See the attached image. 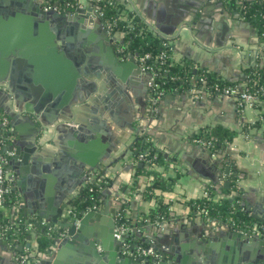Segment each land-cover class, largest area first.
I'll use <instances>...</instances> for the list:
<instances>
[{
	"label": "crops",
	"instance_id": "0c3cea01",
	"mask_svg": "<svg viewBox=\"0 0 264 264\" xmlns=\"http://www.w3.org/2000/svg\"><path fill=\"white\" fill-rule=\"evenodd\" d=\"M114 2L122 8V20L138 18L148 34L171 46L173 62H191L194 73L205 70L229 86L244 89V72L248 65L252 61L264 64V45L257 43L255 29L237 16V10L220 3L221 0ZM81 5L71 11H60L73 12ZM67 25L73 27L74 35L81 30L87 35H97L93 29L95 24L83 15L71 19ZM108 35L124 41L122 32ZM66 36L72 35L66 31ZM102 43L92 41L88 45L93 58L85 62L84 78L78 81L72 99L58 116L47 110L36 111L31 104L33 96L20 93V76L10 81L9 75L0 71V113L7 117L10 133L0 149L4 152L8 141H13L18 142L20 152L33 153L26 164L20 157L14 161L9 158L13 147L12 151L2 154L7 158V177L17 198L16 206L61 207L82 190L83 181L91 170L89 164L99 168L94 171L110 165L106 170L113 186L102 196L107 201L108 195H112L108 200L109 209L117 208L113 200L116 196L126 198L128 203L133 198L131 205L135 211L160 217L164 231L182 234V242L191 245L193 254L201 252L198 254L200 263L228 264L233 255L230 248L233 240L227 238V233L240 229L230 225L227 219L193 211L192 204L211 190L217 201L228 199L232 204L243 205L250 216L254 215L250 228L264 225V103L241 106L236 96L227 97L197 85L187 89L197 102L191 103L186 96L184 100L180 97L161 99L154 113L146 116L144 132L149 133L150 141L171 160L159 155L155 167L148 168L133 155L138 148L135 127L139 114L134 104L128 105L123 92L124 83L131 82L136 88V97L141 99L146 91L143 75L133 74L131 81L128 78L121 81L122 72H117V65L106 57L114 46ZM257 49L259 53L254 60L253 51ZM130 54L126 61L136 55ZM23 64L17 70H22ZM127 92L135 98L131 90ZM218 94L221 96L216 98ZM204 127L228 129L235 137L209 156L195 146L199 143L193 140L186 143L187 136ZM35 156L41 158L39 163L34 162ZM72 160L85 167V175ZM55 179L69 183L67 192ZM230 180L234 185H230V190L225 189V181ZM9 213L8 208H2L0 216L8 217ZM29 217L37 218V215ZM93 225L91 221L86 222L82 232L87 233ZM208 229L213 230L209 236ZM251 235L264 240L256 232L251 231ZM28 242L34 248V234ZM200 244L205 245L204 250H198ZM46 250L39 253L36 260L53 264L54 252ZM0 251L3 252L1 246ZM71 258L68 254L59 264H80L73 263Z\"/></svg>",
	"mask_w": 264,
	"mask_h": 264
},
{
	"label": "water",
	"instance_id": "95a60500",
	"mask_svg": "<svg viewBox=\"0 0 264 264\" xmlns=\"http://www.w3.org/2000/svg\"><path fill=\"white\" fill-rule=\"evenodd\" d=\"M220 3L223 4V1ZM96 8L98 6L85 3L73 12L66 13L60 10L46 9L43 0H0V71L8 74L10 81L17 75L20 76V93L27 97L33 96L31 104L36 111L47 110L57 116L62 114L73 97L78 81L84 78L87 70V67L84 66L85 62H90L93 58V51L88 46L92 41H97L99 45H102V42H107L111 47L114 46L106 57L109 62L117 65V72H122L121 81L125 82L127 78L131 81L133 74L140 77L143 75L145 90H148L151 74H144L138 68L135 57H131L127 61L118 59V54L114 49V39L107 34V30L94 12ZM236 14L241 17L238 12ZM81 15L95 24L93 29L97 31V35H87L84 30L73 34V27L67 24L71 19ZM66 31H69L72 36H66ZM257 43H259L258 40ZM22 64L25 67L20 68L22 70H17V67ZM123 88H125L123 92L128 104L137 105L139 102L136 97V88L127 81ZM127 90H131L135 98H131ZM146 91L145 96H147ZM193 95L191 90L166 93L158 101L149 102V109L136 110L139 114V122L135 127L137 135L135 143H139V152L145 145L151 146L152 152H161L148 138L149 133L144 132L145 118L148 114L154 113L158 102L169 97H180L184 100L186 96L193 103L196 101L193 100ZM222 95L232 97L229 94L222 93ZM220 96L221 94H218L216 98ZM19 98L22 99L21 96ZM197 132H192L190 136H187L186 143H191ZM9 134L7 131L6 134L0 136V148L2 147L1 140L6 141ZM8 142V148L4 152L12 151L13 147V155L9 158L14 161L20 157L21 162L26 164L33 153L25 150L20 152L18 142ZM195 146L209 156L214 151L203 148L199 144ZM138 151H134L133 155L136 156ZM4 152L0 149L1 154ZM33 159L35 163H39L41 160L38 156ZM166 159L167 161L171 160L167 157ZM72 161L81 170V174L85 175V167L81 164L78 165L75 160ZM89 165L91 170L87 173L83 183L84 186L97 183V188L100 191L98 208L75 213L79 217L78 223H75L72 214L74 212L69 207L71 199L58 208L48 205L46 208L40 209L38 207L29 208L27 204L17 207L15 203L17 198L15 197L14 204L8 208L9 218L17 231H20V228L17 227L21 221L18 217L23 219L24 228L21 232H25L26 242L19 236L14 239V242L5 241L2 238L0 246L3 252L0 251V264H43L36 260V256L46 249H48L47 253L54 252L55 261L53 264H59L62 258H66L68 254L72 257L70 260L73 263L80 264H94L96 261L99 264H202L198 261V254L201 252L193 254L191 245L182 242V234L171 233L169 230L164 231L165 226L160 221L161 218L153 217L150 212L139 214L135 211L131 205L133 198L128 203L126 198L121 199L115 195L116 198L113 200L116 201L117 208L109 209L108 200L112 195H108L107 201L102 196L107 195L106 190L113 186L106 170L110 165L98 171H94L99 169L98 167L94 168L92 164ZM155 165L151 164V167L154 168ZM226 168L228 169V167ZM89 178H91L90 183L87 184L86 181ZM57 182L64 192H67L69 183H64L61 180H57ZM224 184L225 189H229L230 183L225 181ZM152 185H150L151 188H153ZM155 210L158 212L159 208ZM33 214H36L37 218L29 217ZM251 216L254 217L252 214ZM88 221L94 225L84 234L83 226ZM121 227H125L126 230L118 237ZM227 228L230 230V226ZM39 229L41 232L44 229L48 230L50 236L47 238L46 246H41L38 242ZM208 230L209 236L213 230ZM255 230L256 228L251 230L244 227L237 231H228L227 238L233 240L230 247L233 255L228 264H264V251L261 250L264 248V240L251 235V231ZM32 234L36 239L34 248L28 242ZM125 247L131 251L151 248L159 253V258H150V256L142 254L128 255L124 251ZM204 249L205 245L200 244L198 250Z\"/></svg>",
	"mask_w": 264,
	"mask_h": 264
},
{
	"label": "trees",
	"instance_id": "16d2710c",
	"mask_svg": "<svg viewBox=\"0 0 264 264\" xmlns=\"http://www.w3.org/2000/svg\"><path fill=\"white\" fill-rule=\"evenodd\" d=\"M43 1L45 6L55 5L60 9H66L69 11L76 7L75 0ZM112 1L114 2L115 0ZM223 3L238 11L243 20L248 22L255 29L259 43L264 44V3L261 0H223ZM99 6L102 12V20L106 19L116 22V26H114L113 29L114 33H124V43L127 44L129 52L136 54L139 57L147 53L150 54L148 63L151 65L153 73L156 74V81L160 84L161 89L179 92L191 88L194 83H197L198 86H203L210 91L213 90L214 85L220 87L229 86L216 79L213 74L208 73L205 70H196V73H194L195 68L192 66L191 62H173L170 58L171 46L161 38L148 34L138 18L132 17L128 21L122 20L120 18V12L122 10L120 5H115L114 2L113 5L100 3ZM161 55H165L164 58L161 59ZM244 74V89L257 93L258 101L255 105L260 106L264 103V64L258 63L255 66L248 65ZM199 77L204 78V82L200 83L198 81ZM7 131L8 124H2L0 117V136L6 134ZM197 137L205 140V142L211 141L214 144L211 149L215 150L233 140L235 133L221 127H204L199 131ZM149 155V153L145 154V158H151ZM90 189L91 191L93 190V192H91ZM97 191V183H90L81 190L77 196L70 200L69 207L74 213H81L82 211L89 209V207L97 204ZM214 196L215 194L213 191L208 190L206 195L192 204L193 211L201 210L207 216L215 217L220 220L227 219L230 225L237 229H242L244 227L250 228V223L253 219L249 213L244 210L243 205L232 204L228 199H223V201L220 202L217 201ZM14 202L15 194L11 190L5 195L4 202L2 206H0V212L2 211V208L11 207ZM18 219H21L17 227L20 228V231L14 229L9 216H0V226H8V229L4 230L3 233L5 241L14 242V239L18 236L24 239L25 232H21L24 228V221L20 216ZM38 232V242L41 246H46L48 242L47 238L50 236L48 235V230L44 229L41 232V229H39Z\"/></svg>",
	"mask_w": 264,
	"mask_h": 264
},
{
	"label": "built area",
	"instance_id": "2783aa9c",
	"mask_svg": "<svg viewBox=\"0 0 264 264\" xmlns=\"http://www.w3.org/2000/svg\"><path fill=\"white\" fill-rule=\"evenodd\" d=\"M76 1V6H79L81 4H85V3H90L93 6H98V8L94 9V12L96 13V15L99 17V19L102 20V12L100 9L99 4L100 3H105L108 5H113V1L112 0H75ZM46 9H54V10H61L60 8H58L55 5L52 6H46ZM105 29L107 30L108 34H113L114 33V26H116V22L115 21H109V20H102ZM264 45V44H262ZM259 53V49L253 51L254 57L253 59L255 60V58L258 56ZM165 55H161L160 58H164ZM150 59V54H144L141 55L140 57H138V63L140 65L141 71L143 73H150V83L149 86L151 87L152 90V97L151 100L157 101V99H159L161 97V95L163 94V89L160 88V84L156 81V74L153 73L151 65L148 63V60ZM249 65H257L256 62L252 61ZM197 81V79H196ZM200 83L204 82V78L199 77L198 80ZM214 91L220 92V93H224V94H229L232 96H236L239 100V103L241 106L243 105H248V106H254L255 103L258 101V96L256 92H250L246 89H239L238 87H234V86H223L220 87L218 85H214L213 87ZM0 117H1V122L2 124H7L8 119L5 115L0 113ZM210 143H208L209 146ZM6 163H7V158L6 156L0 154V206H2L3 202H4V198L5 195H7L11 190V184L8 180L7 177V170H6ZM88 182V180L86 181ZM70 211V210H69ZM74 215L75 218V223H78L79 221V217L75 214L72 213ZM12 226V225H10ZM8 226H0V240L3 238V233L4 230H7ZM125 227H121L119 229V233H118V237L120 236V234L125 232ZM262 232V237L264 238V226L261 225V230ZM126 248V247H125ZM125 253H128L132 256H136V255H144V256H150L152 258H159V253L155 252L154 250H152L151 248L144 250V249H137L136 251H131L129 249H125L124 250Z\"/></svg>",
	"mask_w": 264,
	"mask_h": 264
},
{
	"label": "flooded vegetation",
	"instance_id": "af4514ba",
	"mask_svg": "<svg viewBox=\"0 0 264 264\" xmlns=\"http://www.w3.org/2000/svg\"><path fill=\"white\" fill-rule=\"evenodd\" d=\"M221 1H223V0H221ZM101 20V19H100ZM114 38V37H113ZM114 45H115V52H116V54H118V58H123L124 60H126V59H128L129 57H130V52L128 51V49H127V44H125L124 43V41H123V39H120V40H118L117 41V39H115L114 38ZM138 55H135V59H136V63H138ZM138 65V68H140V65H139V63L137 64ZM141 69V68H140ZM197 79V78H196ZM198 86V84L196 83H194V85L193 86ZM147 92V96H145V94H143L144 96H142L141 97V99H139V98H137V101L139 102L137 105H135V106H133V108L135 109V110H139V111H142V109H147L148 108V105L150 104L149 102H153V100H151V95H152V90H151V87L149 86V88H148V90L146 91ZM170 92H178V91H166V90H164L163 89V94L161 95V97L162 96H164L166 93H170ZM160 97V98H161ZM159 98V99H160ZM159 99H157V101L159 100ZM155 102V101H154ZM144 103H145V105H144ZM129 105V104H128ZM144 105V106H143ZM132 106V105H131ZM150 106V105H149ZM200 131V130H199ZM199 131L197 132V134L199 133ZM197 134L193 137V141L194 142H196V143H199V144H201V145H205V147L206 148H209V149H211L212 148V146L214 145L211 141H206L205 142V140H203V139H201V138H198L197 137ZM208 143H210L209 144V146H208ZM137 146H138V148L136 149V151H138V149H139V143H135ZM135 145V146H136ZM225 145V144H224ZM150 148H151V146H147V145H145L144 147H143V150L141 151V152H139L138 151V153H137V155H136V158L138 159V161L139 162H141V164H143V165H146L148 168H150V166H151V164H156V162H157V160H158V158H159V155H162L164 158H165V156H164V154L162 153V152H160V153H155V152H152L151 150H150ZM147 153H149L150 155H149V157H151V158H145V154H147ZM90 179L91 178H89L88 179V182L90 183ZM88 182H87V184H88ZM230 182V185H231V187L234 185V183H233V181L232 180H230L229 181ZM233 183V184H232ZM85 185V184H84ZM86 186H83L82 187V190L85 188ZM229 190H230V187H229ZM90 191H91V189H90ZM91 192H93V190L91 191ZM99 194H100V191L98 190L97 191V195H96V201H97V204H94L93 206H91V207H89V209H97L98 208V206H99V200H98V196H99ZM207 194V192L204 194V195H206ZM199 211H201V210H199ZM202 214H204V215H206L204 212H202ZM252 218V217H251ZM253 224H255V223H253ZM264 226V225H263ZM256 228V230L254 231V232H256V233H258V234H260V236H262V232L260 231L261 230V226H256L255 227ZM249 229H253V228H249ZM264 239V238H263ZM156 252V251H155ZM126 254H128V253H126ZM128 255H130V254H128ZM150 258H152V257H150ZM94 262V261H93ZM97 262H94V264H96ZM93 264V263H92Z\"/></svg>",
	"mask_w": 264,
	"mask_h": 264
}]
</instances>
